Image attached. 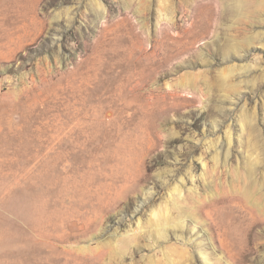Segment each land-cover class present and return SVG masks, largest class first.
Segmentation results:
<instances>
[{"label": "rangeland", "instance_id": "374dc122", "mask_svg": "<svg viewBox=\"0 0 264 264\" xmlns=\"http://www.w3.org/2000/svg\"><path fill=\"white\" fill-rule=\"evenodd\" d=\"M0 264H264V0H0Z\"/></svg>", "mask_w": 264, "mask_h": 264}, {"label": "bare ground", "instance_id": "6f19581e", "mask_svg": "<svg viewBox=\"0 0 264 264\" xmlns=\"http://www.w3.org/2000/svg\"><path fill=\"white\" fill-rule=\"evenodd\" d=\"M238 2L240 3L241 0H238ZM171 23L170 25H168L169 27L167 26L165 27L166 29H171V30L165 31L164 30L165 28L162 30L163 37L159 33L161 37H155V39L149 40V37L146 33L147 32L146 28L144 27L145 25L144 23L140 25L141 31L134 32L133 27L128 22L127 18H121L115 21V24H120L121 26H123L122 27V38L124 40L126 38L130 39L129 36H131L137 39L138 44L140 43V45L142 46V47L140 46L136 47L134 51L130 50L128 47H125V49L122 50V56L124 58L122 75L125 81L124 86L126 87L125 90L127 93L131 92L132 89L140 87L142 85L141 84L142 79L151 77L152 73L157 68V60H158L157 52L158 51H160V54L162 56H165L167 54L169 55L170 53L174 52L173 46L171 45L170 43L171 41H169V39H173L175 35H170L169 31H173L176 27L174 23L173 24ZM38 25H41V26L44 25L43 21H39ZM111 26L113 25L107 24L106 26H104L101 30V33H103L104 31H107L108 28ZM163 31H165V33H163ZM144 35H146L145 38L143 37ZM142 37H143V40L145 39V42H147L148 45L150 46L149 48H145L143 46ZM101 38L107 39L103 35L101 36ZM160 38H165V40L162 41L160 40ZM177 55H179V53ZM114 57H116V55L114 54L112 55L109 54L108 56H106V58H109V59H112ZM89 58L91 59L90 56L82 58V60L79 61L78 65H81L82 62H84L85 60ZM134 68L139 70V72L137 73V75H139V78L134 79V75H133ZM132 81H134V83ZM227 137H228V141L230 142V135H228Z\"/></svg>", "mask_w": 264, "mask_h": 264}]
</instances>
